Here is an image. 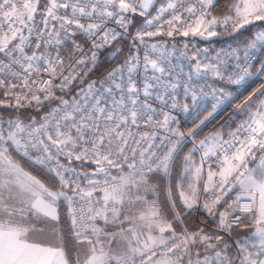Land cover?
Listing matches in <instances>:
<instances>
[{"label": "snow or ice", "instance_id": "1", "mask_svg": "<svg viewBox=\"0 0 264 264\" xmlns=\"http://www.w3.org/2000/svg\"><path fill=\"white\" fill-rule=\"evenodd\" d=\"M156 2L157 0H0V54L11 58L13 63L20 64L25 74L22 77L19 73L12 74L16 79H22L21 84H11L0 79V89H6L5 96H13L18 107L24 106L22 101L28 104L34 101L37 106H42L45 101H58L38 128H31L18 118L7 122L0 120V162L7 164L6 171L16 176L15 180L0 184V215L7 214L11 217L16 212L22 214L25 211L23 207L8 204L4 199L5 191L9 200L26 203L27 210L53 218L56 216V204L60 197H64L70 206L75 196H79L81 202L92 205V190L101 187V181L95 177L103 176V204L99 208L87 209V213H91L87 218L91 221L88 224L91 236L85 234L87 229L80 227L79 223L85 219V209L81 207L73 212V225L78 228L76 237L89 245L85 258L81 260L78 257L75 264H137L138 258H141V264H147L142 258L150 253L151 260V256L156 255L154 249L161 245L166 248L165 259L154 264H185L184 257H188L187 264H264V100L259 102L254 113L249 112L247 119L227 134L228 138L217 133L199 141L197 145L203 152L201 166L195 168L198 178L209 158L214 157L218 165L216 169L209 166L204 188L206 192L211 190L214 196L213 200L204 204L209 214H214L213 209L228 192L236 189L239 193L233 201L235 207L232 212L220 214L218 231L231 235L233 229L244 226L243 221L247 219L236 213H252L254 230L235 241V255H225L227 245L223 244L218 248L223 238L216 235V243H211L212 234L203 228L191 233L185 229L177 236L172 222L162 217L154 204L147 213L129 214L143 200L138 191L133 192V189L138 190L147 185L145 169L147 172L153 171L152 165L158 160L156 169L167 172L180 143L179 138L184 135L171 127L176 122L171 111L179 108L184 113H198L203 101L211 95L215 103L211 105V111L200 120L199 123L203 124L230 95L223 88L219 89V94L216 89L211 93H198L186 85L185 96L190 94L191 104H178L172 94L177 84H164L161 77L156 75L165 71L158 59L150 58L148 49L156 50L157 45H146L143 38L160 34L164 24L169 29L167 36L171 37L174 31H179L176 28V23L181 20L178 8L183 7L184 0H167L165 5L156 9L155 16L145 20V25L150 27L169 13L171 19L164 21V24H157L156 31L137 30V38L145 45L142 63L144 75L141 79H137L141 73V59L137 49L136 52H130L123 64L109 72L103 80L91 81L86 89L80 88L71 101L56 95L57 89L61 93L69 91L76 80L83 83L84 77L97 61L98 51L120 37L121 33L116 28L106 27L110 21L127 31L131 20L126 14L138 12L147 17L150 15L149 9L154 8ZM212 5L213 0H196V4L185 9L193 16L199 12V17L194 28L189 25L183 31L184 36H188L189 32L201 36L207 32L214 36L215 31L210 29L217 24H231L233 30H239L254 21H264V0H237L222 20L216 17L206 19L211 16L208 9ZM78 34L91 42V49L85 51L82 45L76 43L74 38ZM67 41L72 42L73 52L65 58L61 55V49ZM258 44L264 46V31L256 34L248 43L243 56L236 57L238 63L234 67L220 59L219 54L214 61L193 56L192 59L196 61L193 71L198 76L210 75L228 84L241 85L254 75L251 57ZM27 47H32L30 55L25 51ZM77 53L79 58L74 63L65 64V59L72 61ZM227 55H236L235 50ZM149 69L153 73L151 77L147 75ZM81 71L83 75L80 74ZM256 71L264 72V60ZM41 72L48 78L41 76ZM33 74L35 79L32 78ZM57 79L59 83H55ZM158 86L163 91L158 90ZM17 88L20 92L14 91ZM154 94L155 100L161 104L159 111L150 102ZM165 107L169 111H164ZM158 115L163 116V119H156ZM142 127L162 130L177 139L173 141L170 136L165 135L160 138V144H156L158 132L141 131ZM166 140V151L159 156L154 149L164 145ZM8 142L23 149L25 154L29 149H36L40 153L37 160L41 164L55 161L51 170L59 177V188L50 190L34 177L23 173L7 155V148L3 145ZM61 157L66 162H62ZM74 161L81 164L89 161L95 165V170L91 174L78 172ZM185 161L189 165L185 171H189L191 154L185 157ZM125 165L129 169L127 174L120 175L118 182L112 183L109 180L110 170L117 168L123 172ZM81 175L88 180V191L80 186L78 177ZM89 175L92 178H88ZM112 180H116V177H112ZM66 189H70L72 194L69 195ZM180 195L186 208H192L196 203L197 190L193 185H189L187 194L182 191ZM242 197H247L249 202L242 204ZM121 215L131 226L113 235V239L115 235H119L122 244L117 241V248L109 247L105 251L100 239L103 229L95 221L99 218L107 224L119 221ZM173 219L179 221L180 214L176 213ZM137 221L143 223L137 224ZM144 227L149 233L158 229L160 235L149 234L146 239H142ZM166 231H171L172 235L165 237ZM26 232L27 229L6 228L0 223V264H69L62 249L28 243ZM111 242L110 239L109 245ZM196 244L203 245L205 253L214 251V255H205L200 260L201 253L197 250V259L193 260L191 251ZM168 253L172 255L169 256Z\"/></svg>", "mask_w": 264, "mask_h": 264}, {"label": "built area", "instance_id": "2", "mask_svg": "<svg viewBox=\"0 0 264 264\" xmlns=\"http://www.w3.org/2000/svg\"><path fill=\"white\" fill-rule=\"evenodd\" d=\"M167 3V0H163L160 4L158 3L156 5V7L153 9L152 13L148 16L147 19H151L152 16H155L156 13V9L160 8L162 5H165ZM192 4H196V0H184V4L183 7H179L178 8V14L181 15V20L179 22L176 23V28L179 29V31H174L173 35L167 36L166 33L169 30L168 26L166 24H164V21L171 19V15L169 13H166L160 21L155 22L152 26L148 27L145 25V21L140 23L135 29L134 31L130 30V26L132 24V16L134 13H127L126 15L128 16V18L131 20V23L128 25L127 27V31H125L122 28H119L114 21H110L106 27L107 28H116V30L118 32L121 33L120 37H123L125 39H127L129 41L128 43V47L126 50H124L121 58L119 59V61L115 64H113V66H111L104 74H102L101 76H96V77H92L93 72H95L97 65L100 61L101 58V54L102 51L111 46L115 41H113L110 45L100 49L98 51V58L97 61L95 63L94 66H91V71L88 72V75L84 77L83 79V83H80L79 80H76L73 82V86L72 88L65 92V93H61L58 89L55 90L56 91V95L59 96H63L64 99H67L69 101H71L72 97L76 95V93H78L80 91V88H87V85L91 82V81H100L103 80L109 72H111L113 69L118 68L121 64H123L124 60L129 56L130 52H136L138 49V55L141 59V73L140 76L137 77V79H141L144 75L143 71H142V63H143V56L145 54V45L140 43L139 38H137V30L138 29H144L145 31H156L157 29V24H164V27L161 29L160 34L153 36V37H148V36H144V41L146 45H153L156 44L157 45V49L156 50H152L151 48L148 49L149 54H150V58L152 59H158L160 65L165 69L164 73H156V75H159L161 77V81L164 84H171V83H175L177 84V87L175 89L174 92H172V89L169 87V91L172 92V94L175 96L176 102L178 104H191V98H190V94L188 96H185V86H189L191 89L196 90L198 93L200 91H202L203 93H211L213 89L217 90V94H219V89L223 88L221 85H219L215 78H213L210 75H196L195 72L193 71V66L195 64V60L192 59L193 56H196L197 59H201L204 60L205 58H207V60H213L218 56L219 54V58L220 59H224L227 64L229 66H235L238 61L236 59L237 56H243L244 54V50L247 47L248 43H250L256 36V34L264 31V27H258L256 29L253 30L252 35H251V40H249V42L247 43H239L236 41H205L202 43H198L196 40H194L193 38H190L188 36H184L182 33L183 31L187 30L188 26L191 25L193 28L196 26V21L199 17V12H197V14L195 16H193L192 14L188 13L187 11H185V9H187L189 6H191ZM209 11V9H208ZM218 20H222L223 17H218ZM6 27L4 29V31H6ZM211 31H215V32H219V33H231L235 30L232 29L231 24L228 25H224V24H217L216 26H214L212 29H210ZM2 34V33H0ZM189 34H191V32H189ZM179 35H183V37L178 38L177 36ZM75 41L76 43L80 44L83 46L85 51H88L89 49H91V42L87 40L86 37H84L81 34H78L75 36ZM17 41H14V43ZM235 50L236 55H227L229 53H232ZM25 51L30 55L31 51H32V47H27L25 49ZM249 51H253V50H249ZM73 52V46H72V42L71 41H67L65 42L64 46L61 49V55L64 56L65 58H67L70 54H72ZM54 54V53H53ZM198 54V55H197ZM18 55V54H15ZM79 58V53H77L74 57L72 61H69L67 59H65V64L68 63H74L75 59ZM257 61V52L256 50H254V55L251 57V64H252V68L254 67L255 63ZM7 66V67H6ZM26 66V65H25ZM87 70V69H85ZM13 73H19L21 75V77L23 75H25L23 73V69L21 68L20 64H16L13 63L11 58L9 57H3L2 54H0V79H5L7 83H11V84H21L23 81L22 79L18 80L16 79L12 74ZM81 75H83V71H81L80 73ZM41 76H43L45 79H47V75L44 74L43 72L40 73ZM147 75L149 77H151L153 75L151 69H149ZM33 79L36 78L35 74H33ZM55 83H59V80L57 79L55 81ZM232 85V84H229ZM100 85L99 83L97 84V88H99ZM158 90L163 91L162 87L158 86ZM5 91L6 89H0V106H14L17 105L16 104V100L14 99L13 96L9 95V96H5ZM15 92H20V89H14ZM225 91L227 93H230V91H228L227 89H225ZM234 95H232L230 93V95H228L223 101L222 103L219 104V106L217 108H220L222 105L226 104L228 101H230L233 98ZM153 104V107L157 109V111H159V109L161 108V104L159 101L155 100V94L153 95V99L150 101ZM169 103H171V100L169 101ZM215 103L214 99L212 98L211 95H208L206 97V99L203 101V106L201 108H199L198 113L197 112H189V113H184L182 111H180L179 108L172 110L171 114L176 117V122L173 123L171 125V127L178 129L181 133H183V137L179 138L180 139V143H184L187 141L193 142L195 145V148L197 149V151L200 154V157H202L203 152L202 150L197 147V145L199 143H195L193 141L192 138V132H188L186 131V128L188 126L191 125H195L196 123H198L200 121V117L202 115V113L204 112V109L206 107H211V105ZM44 104L46 105V110L43 111L42 114L40 115H34L31 116L29 118H21L19 119L20 121L23 122V124L25 125H29L31 128H38L40 126L41 123H43V118L49 113L51 112V110L58 104L57 100H52V101H45ZM164 111H169V108L165 107ZM156 119H163V116L158 115L156 117ZM0 120H3L5 122L8 121V119L5 118H0ZM5 127H7V124L5 123ZM141 131H157L158 132V138L155 141L156 144H160V138H162L165 135L170 136L171 140L175 141L177 139L176 136L171 135L170 133H165L162 130H158V129H153V128H141ZM23 135L26 136V133H24ZM228 138V137H227ZM168 144V141H165L164 145H161L159 148L154 149V151L157 152V154L159 156H162L164 151H166V145ZM178 144V145H179ZM177 145V146H178ZM3 146H14L15 148H17V146L15 144H12L11 142L5 143ZM18 149V148H17ZM21 153H23L25 156H27L28 158H30L31 160H33L34 162L40 164L41 166L45 167L48 171L52 172L53 174L56 175L55 171H52V167L55 164V161L49 162L47 164H41L38 162L37 160V156L40 154L36 149H29L28 153L25 154L23 149H18ZM53 151H55L53 149ZM62 162H66L64 161V158L61 157L60 158ZM159 161L157 160L156 163H158ZM75 165H77V171L81 172V173H88L91 174L94 170H95V165L92 164L89 161H84L83 164H81L80 162L74 161L73 162ZM156 163H153V171L156 169ZM209 166L211 167H215L218 166L215 158L211 157L209 158L205 164H204V176L207 179V170L209 169ZM250 166V165H249ZM129 171V169L127 168V166L125 165L123 167V172H121L119 169L117 168H112L110 170L111 175L109 176V180L112 183H116L118 182L119 176L123 175V174H127V172ZM146 174H149L150 172H147V170L145 169ZM152 172V171H151ZM112 177H116V180H112ZM88 178H92L90 175ZM95 179H98L101 181V187H98L94 190H92V196L91 199L93 200V204L89 205L86 202H81L79 200V196H75L74 197V202L73 204L70 206L69 205V212H70V217L73 223V212L75 209H79L81 207H83L85 209V219L84 221H80V227H84L87 229L86 233H88L89 231H91V228L88 227V224L91 223V221H89L87 218L88 216L91 215V213H87V209L89 207H94V208H99L102 206L103 204V191H102V187L103 185V176H98L95 177ZM78 181L80 183L81 188L85 189V191H88V180L87 178H85L83 175H81L80 177H78ZM205 186L202 187V192L204 193ZM139 193V195H141L143 197V200L138 202L136 204V206L132 209H135L137 207H139L140 205H143L144 203L149 204L150 202V198L148 199V196L155 193V188L152 186H148V187H141L138 190L137 189H133V192H137ZM72 194V193H71ZM70 194V195H71ZM207 195H208V201H211L214 199L213 193L211 190L207 191ZM237 195H239L238 191L236 189H233L232 191L228 192L227 195H224L222 198H225L227 201L226 204V209L223 210L221 213L224 212H228L231 213L232 212V208L235 207V205H233V201L236 199ZM204 198H202V200L200 199V205L202 204ZM99 203H96V202ZM248 198L247 197H242L241 203H248ZM127 207V205L125 206ZM220 213V214H221ZM220 214H219V220H220ZM236 214L241 215L242 217H247V219H245L243 221V223L248 220L250 217H252V213H239L237 212ZM219 220H218V224H219ZM96 224V221H95ZM74 226V225H73ZM215 231L230 236L227 232L224 231H218L217 227L214 228ZM74 230L75 232L78 230V228L76 226H74ZM85 233V234H86ZM179 236V235H177ZM171 245V241H169V246ZM154 251L156 252V255L151 256V260L157 256H161L165 259L164 253L166 252V248L161 245L160 247H157L154 249ZM149 254H146L142 259L143 261H150L149 260ZM167 255L171 256V253H168ZM185 258V264H187V260L188 257H184ZM191 258L193 260H196L197 257H193L191 255ZM200 260H203L204 258H199ZM137 264H141V258L137 259Z\"/></svg>", "mask_w": 264, "mask_h": 264}, {"label": "trees", "instance_id": "3", "mask_svg": "<svg viewBox=\"0 0 264 264\" xmlns=\"http://www.w3.org/2000/svg\"><path fill=\"white\" fill-rule=\"evenodd\" d=\"M162 1L163 0H158V3L160 4ZM236 1L237 0H213V5L209 8V12L211 13V16L209 17L224 18L225 15L229 14V9L232 8ZM147 18L148 16H141L138 12L134 13L132 16L130 30L134 31V29ZM261 26L264 27V21H254L239 30H235L227 34L215 32L216 35L205 39L194 37L192 34H189L188 37L193 38L198 43L205 41L229 40L239 43H247L252 39L251 35L253 30ZM177 37L180 38L183 37V35H179ZM128 43L129 41L127 39L119 37L111 46L105 48L102 51L100 61L95 72H93L92 77L101 76L111 66H113V64L117 63L124 50L127 49ZM117 49H119V51H117ZM255 50L257 52V61L252 68L254 75L250 76L245 83L241 85H229L224 81L218 79L216 80L219 85L230 91V93L234 96L226 104L217 108L207 120H204L203 124H200L199 121L195 125H191L186 128V131L192 132V138L195 143H199V141L204 140L206 137L211 138L217 133H222L224 138H227V134L230 131L235 130L241 121L247 119L249 112L254 113L257 110L259 102L264 100V72L256 71V69L261 67V61L264 60V46L258 44ZM249 97H251V99H249ZM21 103L24 106H0V118L8 120L29 118L34 115H40L46 110V105L44 103L42 106H37L34 101L31 104L24 101ZM209 111H211V107H206L200 117V120H202ZM197 124H199V127H196ZM5 148H9L17 160L41 180L45 182H50L52 179V181H59V177H56V175L54 176L52 172L25 156L14 146H6ZM189 154H191L192 164L190 170L185 171V168L189 167L185 161V157ZM200 166L201 157L195 148L194 143L190 141L181 143L177 146L174 153L171 170L165 172L163 170L155 169L149 174H146L147 185L145 187L152 186L155 188L156 195L153 197L154 205L162 217H164L167 221L172 222L173 229L177 235L183 233L185 229L191 233L203 228L206 232L212 234V239H214L216 235L223 237V244L227 245L224 254L227 256H233L235 255L237 249L233 232L235 233L240 230H244L246 226H250V220L246 221L243 224L244 226L234 228L231 233L232 236H227L215 231L214 228L218 225L219 214L226 209L227 201L225 198H222L213 209L214 214L212 215H210L204 208L205 202H209L207 192L205 191L203 193L201 191L203 178L205 177L203 175L205 174L204 171H202L199 178L195 175V168ZM252 166L253 165H250V167ZM217 167L218 166L212 168L216 169ZM188 181H191V185H193L197 190L196 203L192 208H186L184 206L180 195L182 191L188 192ZM202 198H204V200L200 205L199 202ZM142 211L143 213L149 212L150 208L142 209L136 212ZM136 212L134 210L129 214H136ZM176 213L180 214L179 221L173 219ZM64 221L65 225L64 223L61 224L63 231L68 234L69 239L71 238V240L74 241V234L76 235V232L74 230L72 220L70 222L69 217L65 214ZM143 233L144 237H147L149 235L148 229L144 228ZM165 233H170V235H172L171 231ZM196 245L193 247V252L191 251L193 257H195V250L197 248Z\"/></svg>", "mask_w": 264, "mask_h": 264}, {"label": "crops", "instance_id": "4", "mask_svg": "<svg viewBox=\"0 0 264 264\" xmlns=\"http://www.w3.org/2000/svg\"><path fill=\"white\" fill-rule=\"evenodd\" d=\"M7 155L11 159V161L19 169L22 170L23 173H26L28 176L34 177L37 181H39L45 187L53 191L59 188V181H52L53 180L52 179L50 182H45L41 180L39 177H37L36 175H34L31 171L26 169L17 160V158L15 157V155L12 153V151L9 148H7ZM7 167H8L7 164L0 162V184H3L7 180L16 179L15 174L6 171ZM53 175L55 176V174ZM16 190L18 191L19 189L16 188ZM66 191L68 192L69 195L71 194L70 189H66ZM4 199L10 205H14L17 208H20V207L25 208V211L22 214L20 212H16L11 217H9L7 214L0 215V223L4 224L6 228L7 227H19V228L27 229L25 238L28 243L37 244L45 248L62 249L65 253V257L67 261L69 262V264H75L78 257L81 260L85 258V255L87 254L88 247H89L87 242L78 240L75 234H74V237H75L74 241H72L71 238L69 239L68 234L63 231V227L61 224L64 223L65 225V221H64L65 214L69 217V220L71 222L70 212H69V203L67 200L64 199V197H60L57 200L55 218L45 216L42 213L37 214L35 213L34 210L32 211L27 210L28 205L26 203L21 204L17 200H9L8 194L6 191L4 193ZM143 207L144 206H142L141 208ZM141 213H143V211L136 212V214L134 215H139ZM96 223H97L96 224L97 226L103 229V233L101 234L100 239L103 242L105 251H108L109 247L113 249L117 248V241H120L122 244L123 241L121 240V237L119 235H115V238L113 239V235L120 233L121 229H127L131 226L128 221L123 220V215H121L119 221L109 222L105 224V222L102 219L97 218ZM142 223H143L142 221H137V224H142ZM144 228H142V231L144 230ZM148 234H151L153 236L160 235L158 229H154L151 233H149L148 231ZM86 235L91 236V231H89ZM165 235L168 237L170 236V233H164V236ZM146 238L147 237H144V236L142 237V239H146ZM110 239L112 240V242L109 245L108 241ZM197 249L198 248H196L195 253L197 252ZM202 251L203 250H200V253H203L200 256L203 258L205 255H211V254H208ZM163 259H164L163 257L157 256L150 261H152L151 264H154V262L160 261Z\"/></svg>", "mask_w": 264, "mask_h": 264}, {"label": "rangeland", "instance_id": "5", "mask_svg": "<svg viewBox=\"0 0 264 264\" xmlns=\"http://www.w3.org/2000/svg\"><path fill=\"white\" fill-rule=\"evenodd\" d=\"M237 2V1H236ZM235 2V3H236ZM216 18H218V17H216ZM206 19H211V17H206ZM211 31V30H210ZM191 34H192V32H191ZM193 35V34H192ZM194 37H197V38H202V39H205V38H208V37H211L210 35H208V33L207 32H205V34L203 35V36H201V35H198V34H196V35H193ZM119 47V46H118ZM175 153V152H174ZM173 156H174V154H173ZM172 160H173V158H172ZM172 160L170 161V163H169V168H168V170H171V164H172ZM252 167H254V165L252 166ZM203 171L205 172V169H204V167H203ZM206 172H208V170L206 171ZM204 176V175H203ZM206 182H207V179L204 177L203 178V183H202V187L203 186H205V184H206ZM188 184L189 185H191V181H188ZM189 189V188H188ZM186 193H188L187 191H185ZM154 195H156V193H153V194H151V195H149L148 196V199L150 198V202H149V204H147V203H144L143 205H140L139 207H137V208H135V209H132V211H134V210H136V211H140V210H142V209H146V208H150V207H147V206H152L153 204H154V198L153 197H155ZM151 197H152V199H151ZM257 203H258V197H257ZM199 204H200V202H199ZM142 206H145V207H143V208H141ZM139 208H140V210H139ZM135 211V212H136ZM219 220V219H218ZM250 220V226H246L245 227V229L244 230H240V231H238V232H233V236H234V241H236L238 238H242L243 236H246V235H248L250 232H252L253 230H254V228H253V220H252V217H250L248 220H246V221H249ZM245 221V222H246ZM244 222V223H245ZM243 223V224H244ZM178 235H180V234H178ZM230 236H232V235H230ZM165 237H167L166 235H165ZM223 238V237H222ZM211 243H216V239L214 238V239H212L211 240ZM223 243H224V238H223V241H222V244L221 245H218V248L220 247V246H223ZM197 246V250H203V245H201V244H197L196 245ZM192 252H193V247H192ZM202 252H204V251H202ZM208 254H214V251H212V250H210L209 252H207ZM196 254V253H195ZM201 254H203V253H201ZM191 255H192V253H191ZM195 257H196V255H195ZM199 258H201L200 256H199ZM203 258V257H202ZM152 263V261H149V262H147V264H151Z\"/></svg>", "mask_w": 264, "mask_h": 264}, {"label": "water", "instance_id": "6", "mask_svg": "<svg viewBox=\"0 0 264 264\" xmlns=\"http://www.w3.org/2000/svg\"><path fill=\"white\" fill-rule=\"evenodd\" d=\"M157 3H158V0H157V2L155 3V6L157 5ZM155 6H154V8H155ZM154 8H150V9H149V12L151 13L152 10H153Z\"/></svg>", "mask_w": 264, "mask_h": 264}]
</instances>
